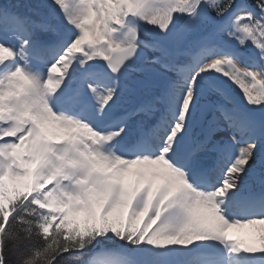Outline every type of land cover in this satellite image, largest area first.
<instances>
[{
    "label": "snow or ice",
    "instance_id": "1",
    "mask_svg": "<svg viewBox=\"0 0 264 264\" xmlns=\"http://www.w3.org/2000/svg\"><path fill=\"white\" fill-rule=\"evenodd\" d=\"M0 264H264V0H0Z\"/></svg>",
    "mask_w": 264,
    "mask_h": 264
},
{
    "label": "bare ground",
    "instance_id": "2",
    "mask_svg": "<svg viewBox=\"0 0 264 264\" xmlns=\"http://www.w3.org/2000/svg\"><path fill=\"white\" fill-rule=\"evenodd\" d=\"M231 233H229L232 236H238V237H242V238H249L252 233L253 230L252 229H230Z\"/></svg>",
    "mask_w": 264,
    "mask_h": 264
},
{
    "label": "rangeland",
    "instance_id": "3",
    "mask_svg": "<svg viewBox=\"0 0 264 264\" xmlns=\"http://www.w3.org/2000/svg\"><path fill=\"white\" fill-rule=\"evenodd\" d=\"M229 233H231V231L229 230Z\"/></svg>",
    "mask_w": 264,
    "mask_h": 264
}]
</instances>
